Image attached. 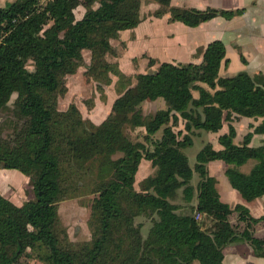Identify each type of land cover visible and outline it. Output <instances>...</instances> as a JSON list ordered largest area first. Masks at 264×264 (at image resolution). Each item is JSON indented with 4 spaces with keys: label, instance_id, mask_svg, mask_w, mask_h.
<instances>
[{
    "label": "trees",
    "instance_id": "1",
    "mask_svg": "<svg viewBox=\"0 0 264 264\" xmlns=\"http://www.w3.org/2000/svg\"><path fill=\"white\" fill-rule=\"evenodd\" d=\"M150 1L160 7L153 18L168 15V23L190 29L244 12ZM82 4L80 21L74 17L79 0H16L0 7V171L28 178L34 196L17 206L0 194V264H27L33 249H41L42 264H222L223 250L236 244L264 258V239L254 234L264 216L223 203L208 170L212 162L224 163L229 186L246 203L264 195V140L250 146L254 135L264 136V84L245 72L223 75L225 47L215 40L200 51L199 63L149 58L155 69L135 75L133 84L121 78L126 88L97 125L84 120L76 104L60 110L83 51L90 54V77L105 87L114 72L107 61L116 56L112 42L143 21L138 0ZM157 101L163 108L152 116L138 112ZM5 112L10 116L3 118ZM231 115L251 119L252 131L235 143V128L227 125L217 137L220 149L202 143L191 164L185 151L194 139L219 134ZM138 129L143 143L128 138ZM142 161L153 173L136 183ZM88 196L90 240L73 245L59 228V205ZM197 214L210 224L198 223ZM138 218L151 223L145 235Z\"/></svg>",
    "mask_w": 264,
    "mask_h": 264
},
{
    "label": "rangeland",
    "instance_id": "2",
    "mask_svg": "<svg viewBox=\"0 0 264 264\" xmlns=\"http://www.w3.org/2000/svg\"><path fill=\"white\" fill-rule=\"evenodd\" d=\"M138 2V12L143 18V23L140 24L142 26L137 32L136 29H134L121 33L118 40L112 42L116 56L107 58L108 63L114 66V72L109 76L110 84L105 87H98L97 83L93 81L89 74V67L91 65L90 54L87 50H84L82 53L84 60L83 66L76 74L67 77L66 84L68 91L66 95L59 100L60 110H66L70 104H76L83 119L97 125L107 117L113 100L126 88L119 83L121 78L130 79V84H133L135 75L155 69V67L152 69L148 67L149 58L155 59L158 62L172 61L184 65L192 62H199V57L201 56L200 52L197 51L195 54L193 50L194 46H191L189 49L186 46V41L189 40L190 37L189 33L185 32L186 30L172 26L171 23H169V25L165 22L164 18L160 20V22L152 24L150 19H153L152 15L160 10V7L150 0H138ZM131 5L137 7L135 3ZM78 8L76 14H78L80 10L83 12L85 9L82 0H79ZM142 55L146 56L143 58ZM28 68L31 69L30 66ZM256 78L259 84H264L263 73H258ZM15 98L16 95L11 97L9 103L10 109ZM157 102L158 103H143L139 107L138 112L146 117L152 116L157 110L163 107L161 101ZM159 103L162 104L161 107ZM6 116L9 117L10 114L8 112L3 113L2 117L5 118ZM241 119L243 118H236L235 115H231L228 121L231 124L238 125ZM228 121L224 123V126L227 125ZM179 128H182V126H179ZM6 135L7 131H4L2 136L5 137ZM127 135L133 142H142L138 134L132 135L130 132H127ZM205 135L206 134H203L202 139L206 137ZM200 148V140L194 139L192 146L185 151L191 164H193L195 154ZM213 170L217 171L218 169L213 168ZM152 173L153 170L150 164L146 161H142L135 177L136 183H139ZM263 182L264 172L260 174V183ZM31 184L28 178L18 172L0 171V194L17 206H21L34 199ZM90 199L91 197L88 196L85 197V199L77 198L66 200L59 205V228L67 234L68 242L73 245H78L90 240V231L87 226V221L89 219V207L87 204ZM85 201H87V203ZM234 205L235 203L230 204L231 207ZM196 221L206 225V219L204 220L202 217ZM136 224L142 225L143 235L147 233L151 225L150 221L144 218H138ZM60 238L62 239V235ZM37 255H41V249L40 252L33 249L31 253L32 259H29L27 264H42L38 261Z\"/></svg>",
    "mask_w": 264,
    "mask_h": 264
},
{
    "label": "crops",
    "instance_id": "3",
    "mask_svg": "<svg viewBox=\"0 0 264 264\" xmlns=\"http://www.w3.org/2000/svg\"><path fill=\"white\" fill-rule=\"evenodd\" d=\"M14 1L16 0H0V7ZM172 4L199 10L207 7L227 11L243 9L244 12L240 16L230 20L215 18L196 28H186L179 23H171V25L179 29L182 28L186 30L185 32L189 33L190 37L189 40L186 41V46L188 49L194 46L193 50L195 54L197 51L200 52L203 50L212 41H221L224 44L226 53L225 61L221 67V73L223 75L231 76L241 72H245L250 76H256L258 73H263L264 75V0H185L179 2L172 1ZM78 9L79 8L74 11L76 21H80L85 14V9L83 12L80 10V12L76 14ZM163 18L165 22L168 23V15L160 19L153 18L150 19V21L152 24H156V22H160ZM142 23L143 21L140 24ZM140 24L135 28L136 32L142 26ZM199 59L201 60V56ZM159 105L160 107L162 106L161 103H159ZM239 122L238 125L231 124L229 121L227 123V125H232L235 128V143H240L242 138L252 131L250 127L254 124L251 119L246 118L239 120ZM227 125L222 128L219 134H206L204 139H202L203 134H201L200 137L196 139L200 140L201 144L209 142L213 145L215 150H219L220 147L217 144V137L227 132ZM130 133L132 135L138 134L140 137L145 134L142 129ZM140 140L142 141L141 138ZM263 140L264 136L254 135L251 139L250 146L258 147ZM251 166L252 163H249L242 167L241 171L243 173H248ZM213 168L218 170L214 171ZM226 168L227 166L224 163L222 164V162H212L208 165L210 176L217 181L216 189L220 196V200L229 206L231 203H235V205L238 204L245 207L253 218L257 219L264 216V195L251 203L244 202L239 194L231 189L227 179H225L224 173ZM192 205H194V203H192ZM232 222L235 223L234 216L232 217ZM206 223L208 225L210 224L209 221ZM254 234L264 239V227L256 226ZM192 264L197 263L194 262ZM222 264H264V258H257L248 245L236 244L230 245L223 250Z\"/></svg>",
    "mask_w": 264,
    "mask_h": 264
},
{
    "label": "built area",
    "instance_id": "4",
    "mask_svg": "<svg viewBox=\"0 0 264 264\" xmlns=\"http://www.w3.org/2000/svg\"><path fill=\"white\" fill-rule=\"evenodd\" d=\"M200 217H201V216L197 214V215L195 216V220H199Z\"/></svg>",
    "mask_w": 264,
    "mask_h": 264
}]
</instances>
